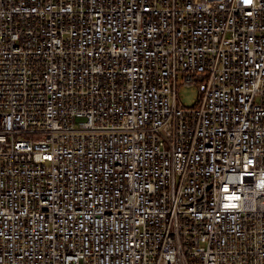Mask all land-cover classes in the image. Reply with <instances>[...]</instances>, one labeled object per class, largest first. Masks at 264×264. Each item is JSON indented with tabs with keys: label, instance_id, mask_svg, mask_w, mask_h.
Listing matches in <instances>:
<instances>
[{
	"label": "built area",
	"instance_id": "obj_1",
	"mask_svg": "<svg viewBox=\"0 0 264 264\" xmlns=\"http://www.w3.org/2000/svg\"><path fill=\"white\" fill-rule=\"evenodd\" d=\"M0 264H264V0H0Z\"/></svg>",
	"mask_w": 264,
	"mask_h": 264
},
{
	"label": "rangeland",
	"instance_id": "obj_2",
	"mask_svg": "<svg viewBox=\"0 0 264 264\" xmlns=\"http://www.w3.org/2000/svg\"><path fill=\"white\" fill-rule=\"evenodd\" d=\"M181 100L186 105H190L192 103V100H193V94L189 90H186V91L182 92Z\"/></svg>",
	"mask_w": 264,
	"mask_h": 264
},
{
	"label": "snow or ice",
	"instance_id": "obj_3",
	"mask_svg": "<svg viewBox=\"0 0 264 264\" xmlns=\"http://www.w3.org/2000/svg\"><path fill=\"white\" fill-rule=\"evenodd\" d=\"M252 2V0H246V3H251ZM233 207H235V205H233Z\"/></svg>",
	"mask_w": 264,
	"mask_h": 264
}]
</instances>
